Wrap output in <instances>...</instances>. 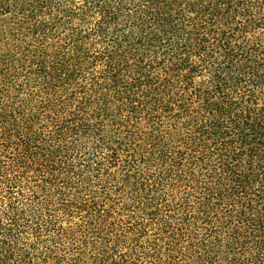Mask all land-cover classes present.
<instances>
[{"label":"trees","instance_id":"16d2710c","mask_svg":"<svg viewBox=\"0 0 264 264\" xmlns=\"http://www.w3.org/2000/svg\"><path fill=\"white\" fill-rule=\"evenodd\" d=\"M0 264H264V0H0Z\"/></svg>","mask_w":264,"mask_h":264}]
</instances>
